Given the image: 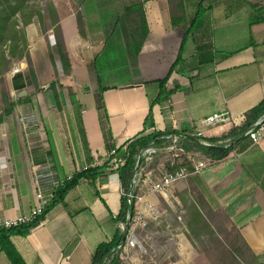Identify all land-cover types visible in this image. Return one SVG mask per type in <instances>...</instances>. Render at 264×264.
I'll return each instance as SVG.
<instances>
[{"label": "crops", "instance_id": "1", "mask_svg": "<svg viewBox=\"0 0 264 264\" xmlns=\"http://www.w3.org/2000/svg\"><path fill=\"white\" fill-rule=\"evenodd\" d=\"M182 3L185 22L179 28L173 25L169 0H48L59 17L71 77L63 76L58 59L51 61L56 39L44 11L41 21L35 18L25 28L41 92L25 82L15 85L10 73L5 76L13 100L26 94L22 98L31 101L17 105L11 115L0 112V223L30 216L43 171L52 170L62 183L108 161L97 104L88 100L100 87L107 90L103 98L117 148L142 133L158 94L155 82L167 76L183 43V62L166 86L179 89L167 114L160 106L153 108L155 128L146 134H195L203 120L227 113L231 122L206 130L204 139L212 146L231 144L229 134L243 127L246 113L264 100V0ZM138 4L144 6L149 33L140 52L126 12ZM201 7L200 27L187 34ZM18 66L25 76L27 64ZM57 77L63 84L61 108L49 90ZM23 119L31 122L27 130ZM122 196L116 174L95 183L81 181L29 236H14L12 242L26 264H91L97 247L122 228L116 222ZM173 196L188 218L187 207L201 201L223 212L264 262V134L258 143L241 136L226 159L180 183ZM147 198L170 208L159 195ZM179 242L178 258L171 264L188 262L192 245L185 235ZM0 264H11L2 251Z\"/></svg>", "mask_w": 264, "mask_h": 264}, {"label": "trees", "instance_id": "2", "mask_svg": "<svg viewBox=\"0 0 264 264\" xmlns=\"http://www.w3.org/2000/svg\"><path fill=\"white\" fill-rule=\"evenodd\" d=\"M35 1L37 0H0V84L2 86L3 98L1 113L5 116L13 114L17 105L27 104L31 101L30 97L18 98L16 101L13 100L6 88L5 76L10 73L15 62H25L28 67V72L25 76L19 74L14 77L13 82L15 85L18 82H25L27 86H33L36 93L41 92L37 83L36 73L29 53V45L25 32V28L32 24L35 18L39 21L43 18L41 11L35 10L32 5ZM169 2H171L173 25L175 27L183 28L185 19L182 0H169ZM126 12L130 19L135 47L137 52H140L149 34L145 22L144 6L143 4H138L134 7L128 8ZM174 12H176L177 15H174ZM47 13L51 19L52 26L54 27L56 39L55 47L50 50L51 61L54 63L55 59H58L63 69V76L69 78L71 77L72 72L71 62L59 26V17L52 7H47ZM204 13L205 11L201 7L196 21L191 25L187 34L197 27H200V22L198 21L203 17ZM183 48L184 43L182 44L179 55L167 76L164 79L155 82L158 86V94L155 99L150 102V111L144 124V131L135 138L127 141L119 148H117L114 142V137L109 124V116L103 98V94L107 90L100 87L99 92L96 94V104L106 149L109 154L112 151H115L118 155L123 150H126L125 164L117 170L113 169L117 157L110 156L104 165L99 167H88L86 170L74 174L70 179L65 180L55 189L53 192V198L45 206L42 214L33 222L11 229L0 228V251L7 256L11 264H26L25 260L14 246L12 237L29 236L32 230L40 226L46 220L47 215L57 205L65 203L66 196L69 192L75 189L81 181L95 183L98 180H106L110 175L116 174L123 191L121 212L116 218V222L126 225L128 223L127 217L132 213L131 202L127 197V194L133 186L134 174L137 171V164L141 158L143 150L149 147L166 146L168 141H166L165 138L171 135L187 136L188 138L184 140V143L188 150L195 148L205 156L210 157L215 161H220L226 159L231 154L235 146V141L243 135L246 136V133L254 126V124L264 117L263 100L260 104L246 113V121L243 127L235 129L229 134L228 137L232 139V142L227 148L217 146L209 148L203 147L195 138L190 136L191 132L187 131L169 130L163 133L154 131L146 134V130L155 128L153 115V108L155 106H160L165 114L170 111L171 97L178 91L179 86H176L173 91H168L166 86L172 75L178 72V66L183 62ZM49 90L53 91L58 108H61L60 93L63 90V84L59 78L50 84ZM187 209L189 212L188 229L191 236L198 240L207 236L210 237L212 241L216 243L217 248L221 250L219 264H264L263 257L257 256L252 252L241 237L238 229L223 212L219 211L231 226L232 236H234L232 241H224L216 229L211 225L212 219L218 215V212L213 211L206 203L201 201L198 205L191 204ZM122 239L123 232L119 230L112 241L100 244L92 257L91 264H120L117 248L121 245Z\"/></svg>", "mask_w": 264, "mask_h": 264}, {"label": "built area", "instance_id": "3", "mask_svg": "<svg viewBox=\"0 0 264 264\" xmlns=\"http://www.w3.org/2000/svg\"><path fill=\"white\" fill-rule=\"evenodd\" d=\"M22 73L19 66L15 65L10 74L15 77ZM22 124L25 130L31 123L23 119ZM231 118L227 113L215 114L203 120L200 129L191 134L203 147H215L204 139V132L208 129L229 124ZM264 134V117H262L246 133V136L253 142L258 143ZM187 136L171 135L165 138L168 144L164 147H149L142 151L141 164H137V171L134 174L133 186L127 197L134 204V210L128 215V223L122 225L121 231L127 234L126 240L118 247L119 260L123 264L143 263L148 259L156 264L160 255L165 256L166 261H171L173 253L178 256L180 249L179 236H184L187 226L183 220V211L176 214L175 221L170 220L167 212L156 206L150 200L149 195H159L171 207L175 208L176 200L173 196V189L180 183L187 181L193 175H201L206 169L215 164V160L205 156L202 152L193 148L188 150L184 140ZM218 146V145H217ZM230 143L218 147L227 148ZM199 153V154H198ZM203 154V157L200 155ZM126 150L119 155L115 151L109 154L116 156L113 169L121 168L125 162ZM143 162V164H142ZM39 180V192L37 205L28 217H18L1 221L0 228L11 229L27 225L33 222L41 214L48 202L53 198V192L61 184L52 170H45L37 176ZM129 225V229L126 226ZM153 226V227H152ZM176 226V229H175ZM154 228L155 230H151ZM165 238V244L160 247L156 240ZM168 248L173 247L172 252ZM147 260V261H148Z\"/></svg>", "mask_w": 264, "mask_h": 264}, {"label": "rangeland", "instance_id": "4", "mask_svg": "<svg viewBox=\"0 0 264 264\" xmlns=\"http://www.w3.org/2000/svg\"><path fill=\"white\" fill-rule=\"evenodd\" d=\"M32 5L34 6V9L37 11H41L42 15L44 11H47V7H48V0H37L34 3H32ZM19 62H15L13 67L15 65L18 66ZM12 67V68H13ZM7 88V87H6ZM31 91H36L35 88H32ZM18 95H16V98ZM29 97V96H28ZM88 100H91L92 103L95 102L96 103V96L94 94H92ZM3 106V98H2V86L0 84V112ZM178 191L176 192L177 196ZM175 208H167L166 204H164L163 201H160V206L162 208V210L167 212V216L169 219H174L175 218V214H179L180 212H182V208H180L178 206V203L175 202L174 203ZM218 215H216L212 221H211V225L216 229V231L220 234V237L224 240V241H232L234 239V236H232V230H231V226L230 224L227 222V220L225 219V217H223V215L221 214V212L217 211ZM188 213L187 215H185L184 211H183V220L185 225L187 226V231L185 232V236L186 239L190 242V244L192 245V249L189 248V255L187 258V264H219V258H220V254H221V250H219L217 248V245L214 241H212V239L210 237H204L201 240L191 236L190 231L188 229ZM151 230H155L154 228H151ZM176 229V226H175ZM165 238L156 240V243L162 247L165 243ZM171 250L172 252L174 251L173 247L168 248L167 246V251ZM177 256L173 253L171 261H166L165 260V256L164 255H160L156 261V264H171L172 262H175L177 260ZM148 259H144V262L141 264H155L153 262H151ZM138 263V262H137ZM121 264V263H120ZM123 264H131L129 262H125Z\"/></svg>", "mask_w": 264, "mask_h": 264}, {"label": "water", "instance_id": "5", "mask_svg": "<svg viewBox=\"0 0 264 264\" xmlns=\"http://www.w3.org/2000/svg\"><path fill=\"white\" fill-rule=\"evenodd\" d=\"M23 95H26V94H21V95H20V98H22V96H23ZM138 164L140 165V164H141V161H139V162H138ZM133 210H134V204L131 202V212H133ZM126 229H127V230L129 229V225H128V226H126ZM126 237H127V234H126V233H124V234H123L122 243H124V242H125V240H126ZM122 243H121V244H122ZM117 250H118V248H117Z\"/></svg>", "mask_w": 264, "mask_h": 264}]
</instances>
